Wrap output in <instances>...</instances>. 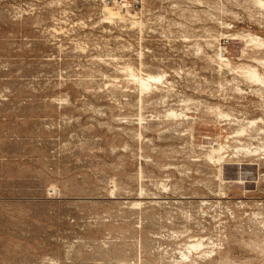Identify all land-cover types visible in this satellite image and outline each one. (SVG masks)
Returning <instances> with one entry per match:
<instances>
[{
	"label": "rangeland",
	"instance_id": "374dc122",
	"mask_svg": "<svg viewBox=\"0 0 264 264\" xmlns=\"http://www.w3.org/2000/svg\"><path fill=\"white\" fill-rule=\"evenodd\" d=\"M0 264H264V0H0Z\"/></svg>",
	"mask_w": 264,
	"mask_h": 264
},
{
	"label": "bare ground",
	"instance_id": "6f19581e",
	"mask_svg": "<svg viewBox=\"0 0 264 264\" xmlns=\"http://www.w3.org/2000/svg\"><path fill=\"white\" fill-rule=\"evenodd\" d=\"M252 75H253V74H252ZM254 76H255V75H254ZM256 77H257V76H256ZM257 78H258V77H257ZM149 79H151V78H149ZM259 79H260V78H259ZM140 82H141V83H140L141 86L144 87V89H145V88H146V89L148 88V86H147V83H148L147 80L141 78V79H140ZM220 148H221V147H220ZM221 149H222V148H221ZM217 150H218V149H217ZM216 152H217V151H216ZM220 153H221V152H220ZM215 154H216V153H215ZM218 156H219V155H218ZM220 157H221V156H220ZM217 158H218V157H217Z\"/></svg>",
	"mask_w": 264,
	"mask_h": 264
}]
</instances>
